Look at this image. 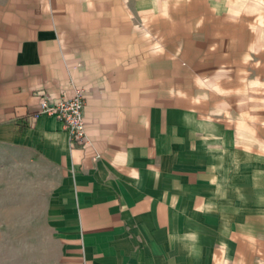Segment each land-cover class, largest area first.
<instances>
[{"label": "crops", "instance_id": "0c3cea01", "mask_svg": "<svg viewBox=\"0 0 264 264\" xmlns=\"http://www.w3.org/2000/svg\"><path fill=\"white\" fill-rule=\"evenodd\" d=\"M128 1L0 0V145L49 166L64 264H264V221L241 211L254 152L226 117L178 104L173 51L133 26L155 2ZM77 90L72 145L58 118L30 116L38 91Z\"/></svg>", "mask_w": 264, "mask_h": 264}, {"label": "rangeland", "instance_id": "374dc122", "mask_svg": "<svg viewBox=\"0 0 264 264\" xmlns=\"http://www.w3.org/2000/svg\"><path fill=\"white\" fill-rule=\"evenodd\" d=\"M254 1L154 0L152 14L134 15L133 26L151 35L159 52L173 51L178 104L200 116L226 117L244 149L254 152L257 172L246 163L241 211L264 221V22L261 29ZM48 168L0 145V264H64ZM259 240L263 263V232Z\"/></svg>", "mask_w": 264, "mask_h": 264}, {"label": "built area", "instance_id": "2783aa9c", "mask_svg": "<svg viewBox=\"0 0 264 264\" xmlns=\"http://www.w3.org/2000/svg\"><path fill=\"white\" fill-rule=\"evenodd\" d=\"M39 106L32 112L31 119L39 113L50 114L58 118L69 133V139L72 145L79 142H86V123L84 120V100L85 94L81 90L70 97H62L59 100L52 98L41 91H38Z\"/></svg>", "mask_w": 264, "mask_h": 264}, {"label": "bare ground", "instance_id": "6f19581e", "mask_svg": "<svg viewBox=\"0 0 264 264\" xmlns=\"http://www.w3.org/2000/svg\"><path fill=\"white\" fill-rule=\"evenodd\" d=\"M264 3V0H255L252 4H253V10L257 9L260 5H262ZM213 5V3H212ZM220 8V7H219ZM157 9V8H156ZM221 9V8H220ZM222 10V9H221ZM260 20H259V27H261V29H263V20H262V17L260 16L259 17ZM261 31V30H260ZM260 35V34H259ZM261 36V35H260ZM258 37V36H257ZM257 46V45H256ZM253 50V49H252Z\"/></svg>", "mask_w": 264, "mask_h": 264}]
</instances>
